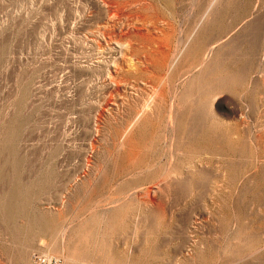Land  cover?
Wrapping results in <instances>:
<instances>
[{
    "label": "rangeland",
    "instance_id": "obj_1",
    "mask_svg": "<svg viewBox=\"0 0 264 264\" xmlns=\"http://www.w3.org/2000/svg\"><path fill=\"white\" fill-rule=\"evenodd\" d=\"M264 264V0H0V264Z\"/></svg>",
    "mask_w": 264,
    "mask_h": 264
},
{
    "label": "built area",
    "instance_id": "obj_2",
    "mask_svg": "<svg viewBox=\"0 0 264 264\" xmlns=\"http://www.w3.org/2000/svg\"><path fill=\"white\" fill-rule=\"evenodd\" d=\"M32 259L34 264H61L62 262L60 257L43 253H34Z\"/></svg>",
    "mask_w": 264,
    "mask_h": 264
},
{
    "label": "bare ground",
    "instance_id": "obj_3",
    "mask_svg": "<svg viewBox=\"0 0 264 264\" xmlns=\"http://www.w3.org/2000/svg\"><path fill=\"white\" fill-rule=\"evenodd\" d=\"M48 255V254H47Z\"/></svg>",
    "mask_w": 264,
    "mask_h": 264
}]
</instances>
